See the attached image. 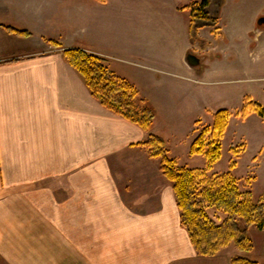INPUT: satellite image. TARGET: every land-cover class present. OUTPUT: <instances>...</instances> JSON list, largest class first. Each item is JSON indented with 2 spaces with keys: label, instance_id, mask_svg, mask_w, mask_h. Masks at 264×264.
<instances>
[{
  "label": "crops",
  "instance_id": "1",
  "mask_svg": "<svg viewBox=\"0 0 264 264\" xmlns=\"http://www.w3.org/2000/svg\"><path fill=\"white\" fill-rule=\"evenodd\" d=\"M170 1L175 26L149 33L141 51L138 30L126 44L109 35L107 2L0 0V264H230L234 251L197 254L160 159L140 145L160 128L104 107L63 53L94 52L138 89L174 86L184 100L199 84L226 82L217 79L223 66L262 47L264 0H221L217 26L196 40L186 7L202 0ZM254 1L236 35L225 24L231 8ZM50 41L59 46L44 51ZM189 53L199 66L187 64Z\"/></svg>",
  "mask_w": 264,
  "mask_h": 264
},
{
  "label": "rangeland",
  "instance_id": "2",
  "mask_svg": "<svg viewBox=\"0 0 264 264\" xmlns=\"http://www.w3.org/2000/svg\"><path fill=\"white\" fill-rule=\"evenodd\" d=\"M97 1L107 2L101 9V16L107 20L109 35L113 37L116 34L117 40V35H122L126 44L127 38L132 34L130 31L138 30L141 40L138 47L141 51L149 33L174 27L176 23V14L173 13L170 0H94V3ZM215 3H221V0H215ZM255 7L254 1L240 9L231 8L225 24L239 35L242 24L250 19L249 13H253ZM55 42H52L54 46L51 45L44 51H55V46H59ZM261 45L251 56L241 59L238 57L230 65L221 68L217 79L226 82L199 84L196 86L198 90L191 91L184 100L174 86L167 87L166 92H172V98L167 101L160 99V93H165V99L167 98V93L161 89L160 84L140 87V90L136 87L146 106L155 114L154 123L160 128V136L171 148L169 156L176 159L180 167H206L205 157L192 155L191 146L204 129L212 127L216 112L228 110L231 117L221 141V157L209 174L231 171L238 178L241 190L251 191L256 200L264 197V120L254 112L242 117L241 112L246 97L264 106V38ZM147 52L148 50L145 54ZM168 70L171 74L177 72L173 68ZM170 77L175 81H184L176 75ZM180 115L182 122H178ZM231 164L235 165L233 169L230 168ZM208 212L217 222L225 218V214L215 208H208ZM238 225L244 228L241 218L238 219ZM248 233L254 249L245 256L264 264V230L252 226ZM233 251V246H230L223 251V255L228 256Z\"/></svg>",
  "mask_w": 264,
  "mask_h": 264
},
{
  "label": "trees",
  "instance_id": "3",
  "mask_svg": "<svg viewBox=\"0 0 264 264\" xmlns=\"http://www.w3.org/2000/svg\"><path fill=\"white\" fill-rule=\"evenodd\" d=\"M213 3V0H202L186 7L191 10L193 40L200 38L201 28L217 26V11L221 3L217 4L216 10L212 9ZM7 30L19 36L31 35L27 30L10 26ZM63 53L83 77L94 98L104 107L145 130L152 128L155 120L153 110L146 106L133 83L108 66L105 57L82 48H66ZM250 112L264 120V106L246 97L241 115L246 117ZM230 117L231 113L226 109L216 112L212 127L204 129L194 140L190 153L205 157L206 167L203 169L178 166L176 159L169 156L166 141L156 134H150L140 145L148 150L151 157L160 159L161 171L173 185L181 224L187 230L197 254L215 257L233 246L230 264H259L245 254L254 249L249 229L256 226L264 230V197L256 200L251 191L241 190L238 178L231 171L209 174L221 157V141ZM234 167L230 165L231 169ZM208 208L223 212V221L217 222ZM239 218L243 220L244 228L238 225Z\"/></svg>",
  "mask_w": 264,
  "mask_h": 264
},
{
  "label": "water",
  "instance_id": "4",
  "mask_svg": "<svg viewBox=\"0 0 264 264\" xmlns=\"http://www.w3.org/2000/svg\"><path fill=\"white\" fill-rule=\"evenodd\" d=\"M258 24L259 25H264V17H261L258 20ZM186 62L192 68H195V67L199 66L200 63H201L200 58L198 56H196L195 54H193V53H189L186 56Z\"/></svg>",
  "mask_w": 264,
  "mask_h": 264
},
{
  "label": "flooded vegetation",
  "instance_id": "5",
  "mask_svg": "<svg viewBox=\"0 0 264 264\" xmlns=\"http://www.w3.org/2000/svg\"><path fill=\"white\" fill-rule=\"evenodd\" d=\"M216 4V3H215ZM213 10H216V8L214 9V8H212ZM264 26V25H263Z\"/></svg>",
  "mask_w": 264,
  "mask_h": 264
}]
</instances>
